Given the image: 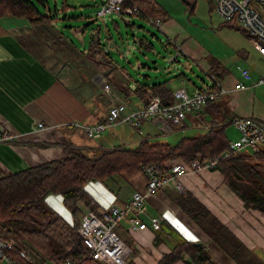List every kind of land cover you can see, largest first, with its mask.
<instances>
[{
    "label": "crops",
    "instance_id": "obj_1",
    "mask_svg": "<svg viewBox=\"0 0 264 264\" xmlns=\"http://www.w3.org/2000/svg\"><path fill=\"white\" fill-rule=\"evenodd\" d=\"M4 19V23L0 22V134L7 133L10 137L0 142L2 145L0 167L10 172L58 159L64 157L67 154V147L71 146L91 155L102 148L124 144L120 143L119 130L117 131L116 127L120 122L109 127V131L102 133L101 138L97 140L89 138L83 132V125L102 120L110 104L124 102L123 98L130 101L129 93H134L132 98L134 96L140 98L139 92L135 91L136 86L141 83L152 84L155 81L145 79L148 76L146 74L143 75L142 80L133 77L111 56L110 49H106L105 41L98 34L90 33V40L98 39L104 46L97 59H101L104 52L108 51L110 59L114 62L113 69L106 73L95 68L81 52V50L87 51V48L79 47L58 26L56 27L62 32L63 39H40L36 36L32 39L30 29H26L23 24L24 20H16L12 17ZM168 21L169 19L164 22ZM166 43L173 44L181 54H190V49L182 41L177 42L168 38ZM138 45L146 46L142 41ZM220 65L224 67L221 63ZM209 66L210 63L206 65L205 72L213 74L219 82L220 77L209 72ZM239 79L231 85H222L233 91V85ZM105 83L109 85V92L104 89ZM213 83L212 80L205 86L188 87L186 80L179 78L178 75L169 81L173 94L180 86L192 90L195 87H208ZM250 88L252 87L245 89ZM148 89L152 90L151 87H146V96ZM151 92L154 93L153 90ZM241 94L242 92H239L237 96ZM219 103L209 110L204 107L201 112L188 113L186 118L189 117L193 125L198 124L199 120L209 122L204 114L211 117L212 113L214 115L218 113ZM134 107L142 106L137 103ZM37 122H42L46 127L36 128ZM146 135L149 136L150 133ZM141 170L142 168L132 174H119L126 184H119L117 188L98 179L89 180L84 188L99 204L97 211L130 198L134 191H145L147 181ZM181 181L184 187L182 191L166 185L146 199L147 211L144 219L151 215H159L161 217L159 229L130 231L127 228V219H123L119 224L122 237L127 238L128 234L131 236L135 250L131 258L136 264H156L163 254L168 253L181 241L182 237L200 244L204 243L211 256L209 264H238L180 208L174 199V194L186 193L194 195L236 239L264 261V215L258 210L245 208L242 200L224 183L218 170L202 169L198 173L184 175ZM52 195L58 194L47 195L51 199V204L67 211L69 216L64 215V217L69 222L76 221L71 211L65 207L62 196L58 198ZM78 205L83 210H88L79 202ZM157 234L158 243L154 241ZM186 257L184 255L175 264H188Z\"/></svg>",
    "mask_w": 264,
    "mask_h": 264
},
{
    "label": "trees",
    "instance_id": "obj_2",
    "mask_svg": "<svg viewBox=\"0 0 264 264\" xmlns=\"http://www.w3.org/2000/svg\"><path fill=\"white\" fill-rule=\"evenodd\" d=\"M53 2L50 4V0H0V20L8 17L24 20L23 24L26 29H30L32 39L34 36L40 39H63L62 32L56 27V20L69 17L66 12L74 6L67 0H61L59 8L57 0ZM122 5L137 6V10L130 15L160 22L169 19L168 11L157 0H124ZM193 7L194 5L191 6L192 9ZM223 23L236 27L249 37V33L235 22L223 20ZM143 38L147 40L145 36ZM102 46L100 40L92 39L87 51L81 52L95 68L106 73L113 69L114 62L110 59L108 51L104 52L101 59H97V55L104 50ZM175 51L181 54L176 47ZM222 71L219 62L210 63L209 72L221 77ZM174 77L163 82L141 83L136 86L135 91L141 95L140 106L146 105V87H151L163 104L173 103L174 94L169 81ZM214 88L215 83L207 87ZM220 101L221 98L207 103L205 109L209 110ZM232 116L224 115L216 120L212 113L203 133L182 136L175 143L150 141L148 138L151 135H146L133 147L125 144L113 145L88 155L71 146L67 147V154L58 159L30 165L17 171L7 172L0 168V233L3 237L15 241L13 253L23 249L38 263L71 259V264H105L91 257L78 234V219L86 210H83L78 202L94 212L99 207L94 197L84 188L85 184L89 180L98 179L111 186L119 174H132L149 162L164 164L170 160H181L190 164L194 159L222 153L230 141L225 128L231 124ZM175 126L185 127V120ZM212 170L221 173L224 183L242 200L245 208L258 210L264 215V150L259 154L246 152L224 157ZM50 193L62 196L65 207L71 211L76 221L69 222L63 214L47 203L46 196ZM174 195L180 208L198 223L210 239L227 251L233 261L238 264H264V261L236 239L194 195ZM157 237L158 234L154 239L156 243L159 242ZM134 251L131 248L125 264H136L131 258ZM184 255L187 256L185 260L188 264H209L211 261L204 243L195 244V241L182 237L156 264H175Z\"/></svg>",
    "mask_w": 264,
    "mask_h": 264
},
{
    "label": "rangeland",
    "instance_id": "obj_3",
    "mask_svg": "<svg viewBox=\"0 0 264 264\" xmlns=\"http://www.w3.org/2000/svg\"><path fill=\"white\" fill-rule=\"evenodd\" d=\"M67 1L74 7L67 10L66 14L70 15L69 17L56 20L58 28L81 48L89 46L90 33L98 34L105 41L106 49H110L111 56L137 79L142 80L143 75L146 74L148 76L145 79L158 82L178 75L179 78L186 80L188 87L205 86L212 81L205 72L206 65L214 60L224 66L219 78L221 84L231 85L241 78L237 65L248 67L254 80L264 76V56L257 52L241 30L224 25L222 17L215 10L214 0H157L169 14V21L159 25L151 19L147 20L135 15L115 12L100 15L98 10L102 0ZM51 3H54L53 0H50ZM56 3L61 8V0H57ZM192 5H194L193 9ZM0 22L4 23L5 19L2 18ZM144 36L147 40H144ZM168 38L185 43L190 49V54L176 55L173 44L166 43ZM140 41L146 46H139ZM149 42L152 45H149ZM243 51H247L245 56ZM239 92L242 94L237 96ZM133 94L128 95L131 97L130 101L123 98L126 109L131 110L141 102L137 96L132 98ZM219 107L220 111L215 114L216 120L224 115L234 114L264 118V83L250 89L227 91L223 94ZM204 116L207 121L210 120L209 115L204 114ZM199 121L198 124L193 125L188 117L185 119V127L175 126V129L169 133L160 132L159 126L151 120H144L138 127L122 121L116 127L117 131L119 130L120 143L133 147L139 144L146 133H150L151 136L148 138L150 141L161 140L170 143H175L182 136L203 133L207 122ZM109 129L102 133H107ZM225 129L230 140L238 137L233 125H227ZM0 159L2 160L1 157ZM141 171L147 181V174ZM119 184L126 183L118 175L111 186L117 188ZM52 196L61 198L59 194ZM46 201L61 214L69 216L67 211L51 204L50 197L46 196ZM116 231L120 233L119 225L116 226ZM123 233L127 234L125 231ZM130 237L128 234L124 240L126 239L125 242L134 248Z\"/></svg>",
    "mask_w": 264,
    "mask_h": 264
},
{
    "label": "built area",
    "instance_id": "obj_4",
    "mask_svg": "<svg viewBox=\"0 0 264 264\" xmlns=\"http://www.w3.org/2000/svg\"><path fill=\"white\" fill-rule=\"evenodd\" d=\"M124 0H104L98 14L108 13L132 14L137 6H123ZM217 13L225 21H233L249 33L251 45L260 55L264 56V0H214ZM154 23L159 25L158 20ZM240 79L233 85L234 90L255 87L264 83V76L253 79L251 71L245 66L237 65ZM209 77L216 84V88L202 89L195 87L192 90L180 86L174 91V102L163 104L160 97L152 90H147L146 105L128 110L124 102L110 104L105 117L94 124L83 125L85 134L93 139H98L104 130L116 125L118 122H128L131 126L138 127L144 120L156 123L161 132H170L175 125L182 122L188 113L201 112L207 103L215 102L223 94L232 89H227L216 81L213 74ZM251 83V85L249 83ZM248 83V84H247ZM104 89L109 92V85L104 84ZM231 125L238 132L235 140L228 142L227 148L219 154L208 155L204 158L194 159L190 164L181 160H170L166 163L149 162L142 167L147 174L145 191H134L130 198L111 204L94 212L85 210L78 224V234L87 246L91 257L105 264H125L131 248L126 244L118 231V226L123 219H127V228L130 231L144 229L157 230L161 225L159 215H151L144 219L147 211L146 199L156 194L164 186L171 185L178 191L183 190L181 178L184 175L200 172L202 169H214L220 159L237 156L249 152L259 154L264 150V118L252 115H233ZM46 125L36 123V128L43 129ZM7 133L0 134L1 140H8ZM15 241L3 237L0 233V264H71L70 260L61 261H36L25 250L15 249Z\"/></svg>",
    "mask_w": 264,
    "mask_h": 264
},
{
    "label": "water",
    "instance_id": "obj_5",
    "mask_svg": "<svg viewBox=\"0 0 264 264\" xmlns=\"http://www.w3.org/2000/svg\"><path fill=\"white\" fill-rule=\"evenodd\" d=\"M178 53H176V55H177ZM195 244H200V242H197V241H195Z\"/></svg>",
    "mask_w": 264,
    "mask_h": 264
},
{
    "label": "bare ground",
    "instance_id": "obj_6",
    "mask_svg": "<svg viewBox=\"0 0 264 264\" xmlns=\"http://www.w3.org/2000/svg\"><path fill=\"white\" fill-rule=\"evenodd\" d=\"M248 68V67H247ZM144 166V165H143ZM82 214V213H81ZM71 260V259H70ZM72 261V260H71Z\"/></svg>",
    "mask_w": 264,
    "mask_h": 264
}]
</instances>
